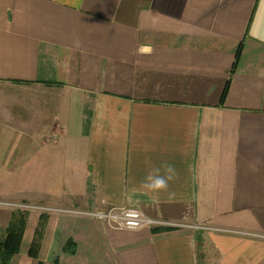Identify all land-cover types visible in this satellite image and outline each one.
I'll return each mask as SVG.
<instances>
[{
  "label": "crops",
  "instance_id": "obj_1",
  "mask_svg": "<svg viewBox=\"0 0 264 264\" xmlns=\"http://www.w3.org/2000/svg\"><path fill=\"white\" fill-rule=\"evenodd\" d=\"M3 96L7 264H264V0H0ZM121 207L229 231L68 212Z\"/></svg>",
  "mask_w": 264,
  "mask_h": 264
},
{
  "label": "built area",
  "instance_id": "obj_2",
  "mask_svg": "<svg viewBox=\"0 0 264 264\" xmlns=\"http://www.w3.org/2000/svg\"><path fill=\"white\" fill-rule=\"evenodd\" d=\"M19 207V206H18ZM32 209H36L31 207ZM46 209V208H42ZM50 210L49 208H47ZM68 212L92 217L100 221L105 222L109 227L136 230L140 228H150L153 226L160 227H193L196 229L206 230H221L229 231L221 228L205 225V224H193L188 225L178 222H170L163 219L151 218L143 214L139 209L135 207H121V208H108L104 210H68Z\"/></svg>",
  "mask_w": 264,
  "mask_h": 264
},
{
  "label": "rangeland",
  "instance_id": "obj_3",
  "mask_svg": "<svg viewBox=\"0 0 264 264\" xmlns=\"http://www.w3.org/2000/svg\"><path fill=\"white\" fill-rule=\"evenodd\" d=\"M12 97L14 96H11V97L3 96L2 98L0 97V103H3V104L6 103V105L8 104L9 108L17 106V105H14L16 103L15 101L11 103L10 99ZM16 128H19L18 124L16 125ZM16 128H13L12 126H4V128L2 129V133L0 134L1 135L0 137V163L3 162L4 160L7 161V159H9L7 157H10V158L13 157L14 159H17L18 155L21 154V148L24 144L23 142L18 144L21 138H19L16 141L18 136L21 135L20 132L19 133L17 132ZM13 158H11V160ZM2 169L3 167L0 164V173ZM17 176L18 175H15V174L13 175L9 174L8 176H6L8 177L7 181L2 183L3 178L0 174V186H17L16 184L17 179H19L20 183H22L21 178Z\"/></svg>",
  "mask_w": 264,
  "mask_h": 264
},
{
  "label": "clouds",
  "instance_id": "obj_4",
  "mask_svg": "<svg viewBox=\"0 0 264 264\" xmlns=\"http://www.w3.org/2000/svg\"><path fill=\"white\" fill-rule=\"evenodd\" d=\"M163 174L161 169L156 168L150 172L143 181V187L150 192L164 191L168 188L169 181L173 180L176 176L175 168L171 164L162 165Z\"/></svg>",
  "mask_w": 264,
  "mask_h": 264
},
{
  "label": "trees",
  "instance_id": "obj_5",
  "mask_svg": "<svg viewBox=\"0 0 264 264\" xmlns=\"http://www.w3.org/2000/svg\"><path fill=\"white\" fill-rule=\"evenodd\" d=\"M10 238H11V234H9L8 239L5 242H0V262L2 264L8 263L11 253L13 252L11 248H8L10 245Z\"/></svg>",
  "mask_w": 264,
  "mask_h": 264
}]
</instances>
